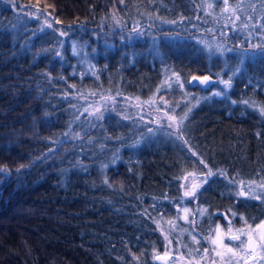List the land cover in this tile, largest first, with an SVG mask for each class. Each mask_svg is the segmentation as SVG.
Masks as SVG:
<instances>
[{
  "label": "trees",
  "instance_id": "obj_1",
  "mask_svg": "<svg viewBox=\"0 0 264 264\" xmlns=\"http://www.w3.org/2000/svg\"><path fill=\"white\" fill-rule=\"evenodd\" d=\"M204 1L0 0V264H144L198 165L193 215L264 214L237 186L264 179V9Z\"/></svg>",
  "mask_w": 264,
  "mask_h": 264
},
{
  "label": "rangeland",
  "instance_id": "obj_2",
  "mask_svg": "<svg viewBox=\"0 0 264 264\" xmlns=\"http://www.w3.org/2000/svg\"><path fill=\"white\" fill-rule=\"evenodd\" d=\"M36 1H40V3L43 5L47 4V0ZM211 2L212 0L204 1V10L211 11V8L208 7L209 4H212ZM214 4L212 5L214 6ZM222 8H220V11ZM190 79L191 77H189V80ZM212 82L213 79L209 77L208 85H210ZM173 84H176L179 89L181 88V83L178 76L169 73L163 78L158 89L167 90L169 89L170 85ZM215 93L217 92L212 89L209 95H215ZM180 97L184 99V97L181 95ZM152 98L153 99L151 100V103H155L154 107L156 108V102H154V99L156 98ZM104 99L105 98L102 100H99V98L89 99V102L92 104L87 106V109L89 111H98L102 105H111V99H108L107 101ZM160 101L161 104L159 106H161V109L166 113V109L169 110L170 107L169 113L172 116L165 114L163 111H153L151 116L154 119L156 118V121H163V124L166 126L176 128L177 123L173 116L175 107L170 106L167 100L161 99ZM254 104H256V102H254ZM170 117H172V119H170ZM198 166L200 168L198 171H196V173L199 174L189 173L183 177L181 193L179 194L176 201L168 204V209L170 211L166 213L167 217L158 214L159 219H155L154 223L157 228L156 230L161 236V249H152L149 261L145 262L144 264H162L155 260V256L158 254H165V252H167V254L170 256V260L164 264H188L186 262V258L188 256H193V258H195V262H192V264H197L198 260L202 257L204 249H209L211 253L215 255L219 261H221V263L228 264V257L231 254L227 253L226 249L222 248L220 245H213L212 243V240L217 238V229L220 230L219 235L225 238V243H229L226 238L229 227H231L233 230L231 234H236L237 229H244L247 231L248 225H251L252 228H255L256 224H259L262 220H264V214L257 219H246L240 215L238 216L239 224L235 225L233 222L234 219H224V221H221L220 219H206V217L203 218L205 212L201 209V207H199L198 211L195 213V215H193L192 206L194 205L195 193L207 180V173L204 171L202 166ZM218 174H221V172ZM261 184H264V179H260L256 182L252 180L247 181L246 183L238 182L237 186H240L241 188H247H244L245 190H240L239 195L244 197H264V187H261ZM186 191L189 192V195H185ZM185 209H187V211H185ZM241 217H243V219H241ZM245 221H247V225L245 224ZM193 237H195V240ZM197 241H199V243H197ZM195 249H199V251H193ZM217 251L222 253L223 259L216 255ZM261 256H264V252L257 248L256 258L253 260V264H264V259H261ZM236 260H238L239 263H246L245 258H241L240 255L237 256Z\"/></svg>",
  "mask_w": 264,
  "mask_h": 264
},
{
  "label": "snow or ice",
  "instance_id": "obj_3",
  "mask_svg": "<svg viewBox=\"0 0 264 264\" xmlns=\"http://www.w3.org/2000/svg\"><path fill=\"white\" fill-rule=\"evenodd\" d=\"M11 2V0H10ZM123 2V0H121ZM223 5L224 7L221 9L222 12H227L231 11V16L229 19L235 23L236 20H240V13L245 11V0H238V3L233 6L229 4V0H223ZM209 8L213 7L212 4L208 5ZM248 7L251 9V11L256 10V4L254 3H249ZM261 8L264 9V0H261ZM264 19V16L261 17ZM248 20H252V16L248 15L247 16ZM171 23H175V21H171ZM247 27V24L244 25ZM51 27V25H49ZM262 29H264V24L260 25ZM251 35V33H249ZM61 35H64L62 32ZM253 48H260L261 50H264V44H257V45H252ZM192 81H199L201 84H206L209 81V78L207 76L205 77H198V76H193ZM222 83L225 84V86H230L231 84V78L227 81H222ZM216 95H221L222 93L217 92L215 93ZM191 109H189L190 111ZM264 111V110H262ZM187 116V113H185V117ZM172 119V117H170ZM203 163V161H201ZM208 175H212L211 170H209ZM261 187H264V184H261ZM185 195H189V192H185ZM255 199H261L264 201V197L261 196H255ZM187 211V209H185ZM235 215V214H233ZM243 219V217H241ZM245 224L247 225V221H245ZM247 231L244 229H237L236 234H231L232 233V228H228V234L226 235L227 240L229 243H225V238L223 236L219 235V229H217V238L212 240L213 245H220L222 248L226 249L227 253H230L231 255L228 257L229 262H231L232 257L240 255L241 258H246L254 260L256 258V251L257 248H259L262 252H264V220H262L259 224L255 225V228H252L251 225L247 226ZM195 240V237H193ZM234 242V243H233ZM199 243V241H197ZM193 251H199V249H195ZM209 249H204L205 253H208ZM217 256H220L223 259V255L221 252L217 251L216 252ZM157 259H167V252L163 256H157ZM261 259H264V256L260 257ZM236 264H239V261L237 260Z\"/></svg>",
  "mask_w": 264,
  "mask_h": 264
},
{
  "label": "flooded vegetation",
  "instance_id": "obj_4",
  "mask_svg": "<svg viewBox=\"0 0 264 264\" xmlns=\"http://www.w3.org/2000/svg\"><path fill=\"white\" fill-rule=\"evenodd\" d=\"M170 257V256H169ZM202 258V259H201ZM199 260H198V262H197V264H223V263H221V261H219L216 257H215V255H213L212 253H211V251L209 250L208 251V253H205L204 252V250H203V254H202V257H201ZM237 256H235V257H232V259H231V262H229L228 264H236V262H237ZM169 260H170V258H169ZM168 260V261H169ZM219 262H218V261ZM167 261V262H168ZM228 261H229V259H228ZM245 261H246V263H239V264H253V260H251V259H247L246 260V258H245ZM157 262H159V261H157ZM166 262V263H167ZM186 262L188 263V264H192V262H195V258H193V256H188L187 258H186ZM159 263H162V262H159ZM162 264H164V263H162Z\"/></svg>",
  "mask_w": 264,
  "mask_h": 264
},
{
  "label": "water",
  "instance_id": "obj_5",
  "mask_svg": "<svg viewBox=\"0 0 264 264\" xmlns=\"http://www.w3.org/2000/svg\"><path fill=\"white\" fill-rule=\"evenodd\" d=\"M189 82L191 83V84H195V83H199V81H192V77H191V79L189 80ZM200 85H202V86H206V84H201V83H199ZM157 256H163V254H160V255H156L155 256V260H157V261H160V262H163V263H165V262H167L168 261V259H169V256L167 255V259H157L156 257Z\"/></svg>",
  "mask_w": 264,
  "mask_h": 264
},
{
  "label": "bare ground",
  "instance_id": "obj_6",
  "mask_svg": "<svg viewBox=\"0 0 264 264\" xmlns=\"http://www.w3.org/2000/svg\"><path fill=\"white\" fill-rule=\"evenodd\" d=\"M164 255V254H163ZM168 255V254H167Z\"/></svg>",
  "mask_w": 264,
  "mask_h": 264
}]
</instances>
